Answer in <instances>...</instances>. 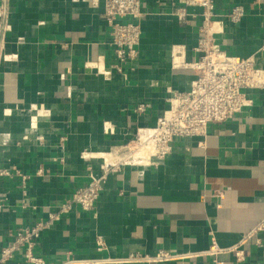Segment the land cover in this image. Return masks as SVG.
Instances as JSON below:
<instances>
[{"label": "crops", "instance_id": "crops-1", "mask_svg": "<svg viewBox=\"0 0 264 264\" xmlns=\"http://www.w3.org/2000/svg\"><path fill=\"white\" fill-rule=\"evenodd\" d=\"M141 2L138 59L118 74L104 0H0L7 14L0 19L7 26L0 41V171L10 173L0 176V250L20 229L57 214L90 174L100 175L103 156L154 127L172 93L190 90L192 70L172 63L197 59L200 8ZM237 5L245 11L240 22L221 18ZM214 11L222 19L220 52L255 56L264 68V0H214ZM248 96L250 107L208 124L203 136L173 141L164 159L109 173L94 210L59 214L34 254L45 264H125L131 253L157 252L191 256L146 264H264V91ZM38 106L50 119L34 131L29 109ZM16 173L26 176L24 185ZM97 238L105 251L96 250ZM212 241L222 250L215 257L206 254ZM6 264L28 263L19 251Z\"/></svg>", "mask_w": 264, "mask_h": 264}, {"label": "built area", "instance_id": "built-area-1", "mask_svg": "<svg viewBox=\"0 0 264 264\" xmlns=\"http://www.w3.org/2000/svg\"><path fill=\"white\" fill-rule=\"evenodd\" d=\"M184 7L200 8L199 37L194 52L197 59L192 63L173 62L172 67L189 68L194 74L190 90L185 93H172L167 99L168 109L157 119L154 127L137 130L135 138L124 145L117 146L112 153L117 159L113 162L103 160L100 165L101 173L98 176L89 175L88 182L77 188L63 204L57 214H50L47 221H39L31 227L22 228L16 232L11 245L0 250V264H6L12 260L19 251L23 260L28 264H45L44 260L33 252L35 241L40 234L47 230L50 221L59 218V214L66 213L73 207H79L85 212L94 210L102 187L109 173L114 172L122 165L139 166L148 164L151 159H164L171 149L175 140H182L191 136H203L208 124H221L252 105L248 94L253 90L264 91V68L260 66L255 56L240 58L228 56L220 52L216 43L217 35L223 32L222 19H216L214 0H179ZM141 0H104L102 19L108 28V45L112 48L115 56L113 69L118 74L123 73L125 66L133 65L138 59V47L142 31L140 19L143 16ZM180 21L185 20L187 13L184 9L176 12ZM245 11L242 6H234L221 18L231 23H238L244 17ZM7 14L0 5V19L6 21ZM6 25L0 26V41ZM137 112H143L144 107L138 106ZM31 125L29 129L36 131L40 120H49L50 111L42 106L29 109ZM28 135L22 136L21 140H27ZM39 143H43V137H35ZM60 139V146L62 142ZM146 144L153 146V153L146 163H133L126 157L134 153L138 148ZM10 173L0 171V176H8ZM22 180L26 176L17 174ZM96 250L105 251L104 242L95 240ZM222 250L214 243L206 252L215 257ZM237 261L243 259L242 252L234 250ZM191 255H171L165 252H157L155 255L131 253L120 262L125 264H146L167 262L183 259ZM110 260H85L80 262L65 261L61 264H100ZM216 264H219L216 262Z\"/></svg>", "mask_w": 264, "mask_h": 264}, {"label": "bare ground", "instance_id": "bare-ground-1", "mask_svg": "<svg viewBox=\"0 0 264 264\" xmlns=\"http://www.w3.org/2000/svg\"><path fill=\"white\" fill-rule=\"evenodd\" d=\"M153 153V146L151 144H146L141 148H138L134 153L132 154H127L126 157L128 156V158L131 160V162L133 163H146L149 159V157L151 156V154ZM101 157V156H100ZM117 157L121 158L120 156H116V154L111 153V154H106V156H103L105 162H110L113 163Z\"/></svg>", "mask_w": 264, "mask_h": 264}]
</instances>
